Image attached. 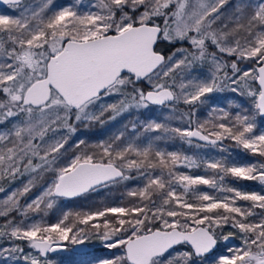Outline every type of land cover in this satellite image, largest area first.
Instances as JSON below:
<instances>
[{
  "label": "snow or ice",
  "instance_id": "6c2138e0",
  "mask_svg": "<svg viewBox=\"0 0 264 264\" xmlns=\"http://www.w3.org/2000/svg\"><path fill=\"white\" fill-rule=\"evenodd\" d=\"M3 3L18 9L21 0ZM228 3L99 0L92 5L99 11L81 12L71 5L55 8L53 0H39L19 15L0 14V178L53 173L41 194L26 204L20 199L31 191L35 177L0 201L4 218L0 241L9 242L0 247V259L52 264L40 257L66 250L65 241L83 245L94 235L109 253L96 256L91 264H264V192L225 184L230 176L264 186V162L197 161L161 151L151 142L139 145L121 132L111 141L93 145L95 151L85 146L67 163H57L69 140L62 130L72 134L79 124H103L108 111L113 113L111 120L149 104L203 105L225 86L247 95L251 110L233 115L214 106L210 118L198 123L192 108L186 128L151 122L144 130L170 131L190 145L203 141L221 151L223 142L231 141L237 149L264 158V130L257 131V118L264 119V0L256 5L241 0L226 15ZM159 42L179 44L176 52L181 57L176 59L173 52L166 58L157 51ZM205 63L210 75H193L196 65ZM140 82L149 90L137 87ZM112 96L121 99L106 102ZM84 144L79 140L76 147ZM180 165L203 167L211 175L178 172ZM133 168L144 184L128 192L139 197L130 207L65 211L55 223L28 215L41 211L47 215L46 210L61 198L84 196L127 180L125 170ZM198 185L231 196L200 192ZM0 192L5 188L0 186ZM226 226L237 231L217 235V229ZM234 239L239 244L232 243ZM15 241L25 242L35 254L25 253Z\"/></svg>",
  "mask_w": 264,
  "mask_h": 264
},
{
  "label": "trees",
  "instance_id": "16d2710c",
  "mask_svg": "<svg viewBox=\"0 0 264 264\" xmlns=\"http://www.w3.org/2000/svg\"><path fill=\"white\" fill-rule=\"evenodd\" d=\"M32 1V0H30ZM28 0H21L20 7L24 4L28 3ZM241 0H229L228 5L225 6V13L231 14L235 11L236 5L240 3ZM244 3L249 5H256L261 2V0H243ZM19 7V8H20ZM9 8L7 14L18 15V9H14L12 6L4 7L3 9ZM254 9L249 8L248 11H253ZM162 23V21H161ZM179 44L171 45V49H169L167 42H159L157 45V51L163 53V55L167 58L173 52H176V48L179 47ZM214 50V49H213ZM178 59L181 57V53L176 52ZM221 55V54H218ZM226 60L230 61L234 59L233 57H227ZM209 65L205 63L203 67L199 64L196 65V68L193 71V75H200L202 78H207V74L209 72ZM229 74H231V68L226 69ZM187 74V73H186ZM223 76V72L220 73ZM179 80V78H178ZM139 88L149 89V85H137ZM226 89H222L221 91L214 92L210 94L206 103L203 105L197 103L196 105H185L182 102L175 103L171 109V115L167 118V115L164 113V109L167 107H152L148 106L147 108H130L129 110L117 115L115 119H109L110 116L113 115L111 111L105 113L103 119L104 123L101 124L99 122L92 123L89 126H85L84 124H79L76 127L75 133L68 134L66 130H62L63 135H68L69 140L68 144L65 145V149L62 150L64 155L57 162L58 165L65 164L69 161L71 157L77 154L81 149L87 146V151L92 152L95 151L93 145L98 144L99 142H104L107 139V136L111 134H120L124 133L125 137H132L133 135L140 133L144 128H142V124L149 119H155L158 123L165 125L167 128L178 127V128H186L188 126L187 115L192 108H195V116L193 119L198 123H203V121L208 120L210 116L207 113V110L211 105L216 104H224L222 100L224 98L231 96L235 102H238V109L241 111L251 110L252 105L250 98L247 95H241L239 93L234 92L233 95H226ZM131 91V89H129ZM121 97H108L106 98V102H118ZM233 113L237 112L236 109H232ZM231 111H228L231 114ZM156 111V112H155ZM155 112V113H154ZM208 116V117H207ZM201 120V121H200ZM203 120V121H202ZM135 126V127H133ZM122 129V130H121ZM264 130V119L257 118V131ZM51 135V134H50ZM147 139L140 138L135 141L137 144L146 146L149 142L153 144L155 148H158L164 152H179L181 155H187L193 157L197 161L210 159V157H214V159H226L229 162H235L240 164H248V163H258L264 162V158L252 156L243 152L240 149H237L232 145L231 141L223 142V151L219 147H212L208 145H200L197 147L195 143L191 145L185 143L179 136L170 131H158V132H147ZM156 137H160L159 139H155ZM142 139V140H141ZM79 140H84L85 144L81 145L80 148L76 147V144ZM201 154L204 156L201 157ZM135 158V157H133ZM39 163L40 161L37 159L35 161ZM178 172H182L191 176H208L211 175L210 170H206L203 167L200 168H187L183 165H180L176 169ZM126 174L130 177L127 180H120L118 183L109 184L108 187L100 188L96 191L85 194L84 196H80L73 200H64L59 199L57 203L54 205L52 209H47V215H45L44 211L33 213L29 212V217L32 219H43L45 223H55L62 216L65 211H96L102 210L104 207H112V206H125L130 207L134 203L139 202V197L129 196V191H135L141 188L140 186L144 184L143 179L139 176V172L133 168L131 170L126 169ZM34 179V186L31 191L24 197L20 199V203L26 204L31 201L35 197L41 194L42 189L47 186L50 180L53 177L52 172H38V173H25L24 175L17 176L14 180L11 178H0V186L5 188V192H0V201H2L8 194L17 189H22L24 185H26L29 180ZM225 184L227 186H241L244 191H262V186L254 181H244V180H236L232 177L225 178ZM197 190H204L210 194L218 193L213 189L208 188L205 185L196 186ZM182 191V189H181ZM231 196V193H227ZM238 205L246 206L248 202L246 201H237ZM259 212V209H256ZM12 216H16L17 220H20L21 217L17 215V213H11ZM109 219H114V217L109 214ZM103 219V218H101ZM4 222V218H0V225ZM221 231L227 233L228 231H237L235 229H231L230 226H226L224 229H217V235L221 233ZM95 237L94 235L92 236ZM91 237V238H92ZM88 239V242H91L92 239ZM234 242H238V239H234ZM14 243L21 244L24 247V251H31L30 248L27 247L25 242L15 241ZM66 245V248H70L72 244L67 241L63 242ZM9 242L7 240L0 241V247H8ZM181 249H184V245L178 246ZM92 252L87 251L84 253H75L69 252L68 255L63 256L61 259L65 264H87L88 262L94 260L96 256H101L107 254V250L103 246L92 248ZM55 257L56 254H53ZM52 255H48L45 257H40V259H49ZM0 264H8L0 260ZM11 264H23L22 260L16 261Z\"/></svg>",
  "mask_w": 264,
  "mask_h": 264
},
{
  "label": "rangeland",
  "instance_id": "374dc122",
  "mask_svg": "<svg viewBox=\"0 0 264 264\" xmlns=\"http://www.w3.org/2000/svg\"><path fill=\"white\" fill-rule=\"evenodd\" d=\"M28 1H29L28 3H26V4H24L23 6H21L20 8H18V15H19L20 11L23 10L25 7H28V6L35 7V6L39 3V0H32V1L28 0ZM95 4H96V3H95ZM69 5L78 8L79 11H83V10H86V9H87V11H89V8H91V6H92L90 0H80V3H79V4L76 3V0H53L52 7L59 8V7H61V6H69ZM9 10H10L9 8H7V9H3V8H1V9H0V14H7ZM175 58L178 59L177 55H176ZM245 67H248V65H246V64H241V68H245ZM209 75H210V70H209L207 76H209ZM224 89H226V90H225L226 95H231V94L233 95L234 92L230 91V89H229L228 86H225ZM177 91H179V88H178V87H177ZM222 102H223L224 104L211 105L210 108L207 110L208 115L210 116V113H212V108H213L214 106L217 108V111H218V112H219V110H221V109L224 110V111H231L232 109H236L237 112H244V111H241V109H238V108H239V106H238V102H235V100L232 99L231 96H228V97L224 98V100H222ZM164 111H166V112H164V113L167 115V118H169V115H171V111H172L171 107H167L166 109H164ZM155 112H156V111H155ZM155 112H154V113H155ZM237 112H234V113H233V110H232L231 114L234 115V114L237 113ZM207 117H208V116H207ZM200 121H201V120H200ZM202 121H203V120H202ZM151 122H157V120H155V119H149V120H146V121L142 124V128L145 129V127L147 126V124H149V123H151ZM203 122H204V121H203ZM121 130H122V129H121ZM147 132H150V131H147ZM147 132H146L145 130H142L140 133H137V134L133 135V136L130 137V138H131V139H134L135 141H137V139L139 140L140 138L146 140L147 137H148V135H146ZM116 135H118V134H116ZM113 137H114V134H111L110 136H107V139H109V140L111 141ZM125 138H128V137H125ZM142 139H141V140H142ZM99 143H100V142H99ZM202 156H203V155L201 154V157H202ZM203 157H204V156H203ZM210 159H214V157H210ZM47 185H48V184H47ZM45 187H46V186H45ZM45 187H44V188H45ZM140 187H143V186L141 185ZM235 187H236V188H239V189H241V190H243L242 187L239 186V185H238V186H235ZM44 188H43V189H44ZM43 189H42V191H43ZM262 189L264 190V186H262ZM42 191H41V192H42ZM200 192H205V191H204V190H200ZM10 194H11V193H10ZM8 195H9V194H8ZM212 195H215V196H223V195H228V194H227V193H220V194H218V193H212ZM5 198H6V197H5ZM91 239H92L91 242H88V241L86 240L85 244H83V245L88 246V247L91 248V250H89L90 252L93 251L92 248L99 247V246H103L102 243H101V241L98 240V239H96V237H94V238L92 237ZM239 242H240L239 240H238V242H234V241H232V243H234V244H239ZM75 246H76V245H71L70 248H68V249L66 248V250H63V251H61V252H59V253H56V255H57L56 257H55L54 255H52V257L49 258L48 260H51V261H52V264H65L61 258H62L63 256L68 255L69 252H74V251H73V248H74ZM106 250H107L106 253L108 254V253H109V250H108V249H106ZM118 251H119V249H112V250H111V252H118ZM25 253H33V250L31 249V251H26ZM33 254H35V253H33ZM208 259L210 260L211 258L209 257ZM0 260H1V259H0ZM21 260H22V263L25 264V262L23 261V259H21ZM3 261H4L5 263H8V264H11V263L16 262V261H14V260H8V261L3 260ZM92 261H93V260H92ZM92 261L88 262L87 264H91Z\"/></svg>",
  "mask_w": 264,
  "mask_h": 264
},
{
  "label": "water",
  "instance_id": "95a60500",
  "mask_svg": "<svg viewBox=\"0 0 264 264\" xmlns=\"http://www.w3.org/2000/svg\"><path fill=\"white\" fill-rule=\"evenodd\" d=\"M0 5H8V4H5V3H3V0H0ZM149 105H151V104H149ZM153 106H157V107H159L158 105H153ZM193 142H196V143H198V144H202V145H208L207 143H205V142H203V141H196V140H194ZM208 146H211V145H208ZM76 198H78V197H76ZM76 198H72V199H64V200H73V199H76ZM61 199H63V198H61ZM185 247H187V246H185ZM89 250H91V248L88 247V246H85V245H76V246L73 248V251H74L75 253H84V252H87V251H89ZM61 251H63V250H58V251H56V252L49 253V255H53V254L59 253V252H61ZM42 258H43V257H42Z\"/></svg>",
  "mask_w": 264,
  "mask_h": 264
},
{
  "label": "flooded vegetation",
  "instance_id": "af4514ba",
  "mask_svg": "<svg viewBox=\"0 0 264 264\" xmlns=\"http://www.w3.org/2000/svg\"><path fill=\"white\" fill-rule=\"evenodd\" d=\"M91 1V4L92 5H94L95 3L96 4H98L99 3V0H90ZM8 6H10V5H0V9L1 8H4V7H8ZM78 9V8H77ZM79 10V9H78ZM89 11H99V9L98 8H94V7H92L91 6V8H89ZM81 12H87V9L86 10H83V11H81ZM168 44V48L169 49H171V45H173V44H169V43H167ZM172 55V54H171ZM241 66V65H240ZM140 84H143V85H147V83H145V82H140L138 85H140ZM145 91H147V90H149V89H144ZM149 106H152V107H157V106H153V105H149ZM160 107H164V106H159V107H157V108H160ZM106 141H108V140H106ZM193 143H195L196 145H202V144H198V143H196V142H193ZM49 255V254H48ZM47 255V256H48Z\"/></svg>",
  "mask_w": 264,
  "mask_h": 264
}]
</instances>
